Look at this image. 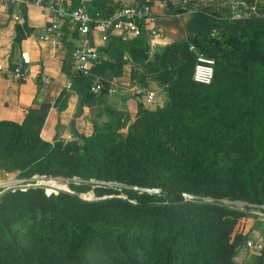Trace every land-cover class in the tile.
<instances>
[{"label": "trees", "instance_id": "1", "mask_svg": "<svg viewBox=\"0 0 264 264\" xmlns=\"http://www.w3.org/2000/svg\"><path fill=\"white\" fill-rule=\"evenodd\" d=\"M148 2L154 9L158 4ZM185 7L169 4L156 14L177 15ZM260 10L264 11V4ZM198 16L190 13L189 35L183 42L167 46L158 60L165 66L174 49L186 50L185 62L177 64L167 89L170 103L156 109L139 103L124 134L119 119L112 117L107 126H95L89 134L76 133L67 144L56 137L44 139L41 129L48 104L29 108L21 122L0 120V158L6 152L18 153L15 166L23 176L115 180L162 191L136 190L133 197L137 202L131 203L116 197L84 200L77 194L87 190L84 186H72L76 193L49 195L39 187L8 188L0 194V264H240L235 256L247 236L244 221L250 214L217 200H234L243 193L248 194V204L264 200V184L260 187L257 177L264 175V50L255 33L242 30L212 35L195 29ZM19 32L17 29L16 40ZM148 45L145 37L122 41L112 36L98 48L106 59L92 69V75L63 69L71 89L93 95L89 90L93 73L119 74L124 53L145 59ZM226 48L244 54L235 86L231 92L223 91L224 81L214 74L209 86L216 88L217 100L196 99L194 84L204 86L192 79L196 51L209 56ZM149 65L154 70L159 67ZM67 96V91L58 96L54 103L57 112L65 107ZM218 98L225 100L223 107ZM212 107L228 108L225 124L230 128L229 137L205 135L202 127L188 128V121L182 118L189 115V109L191 117L197 114L200 120ZM185 158L194 164H187ZM199 165L200 171L194 169ZM105 166L111 171L108 176ZM186 177L198 184L188 189L195 200H184L179 192ZM206 196L213 202L202 199ZM113 201L120 203L122 212L148 221L149 233L133 230L115 216L109 210Z\"/></svg>", "mask_w": 264, "mask_h": 264}, {"label": "crops", "instance_id": "2", "mask_svg": "<svg viewBox=\"0 0 264 264\" xmlns=\"http://www.w3.org/2000/svg\"><path fill=\"white\" fill-rule=\"evenodd\" d=\"M53 1L67 8H75L79 4V0H43V3L46 5ZM119 3L141 2L91 0L87 7L94 15L111 11ZM9 13H21L23 21L14 22ZM51 17L52 13L45 7L35 5L34 0H12L0 7V60L5 66L0 70V120L21 122L29 108L39 109L48 104L41 129L44 139L56 137L66 141L76 133L89 134L95 126H107L112 117L119 119L125 132L136 117L138 104L146 105L145 94H141L140 89L133 84L127 65L123 63L119 74L111 77L108 73H93L96 79L104 80L108 86H115L118 89L116 94L104 92L85 96L71 88L67 89L66 83L71 80L63 69L74 73L70 57L73 40L67 24L63 25L64 34L57 35L53 40H41L37 34L38 29L48 24ZM189 19L188 10L177 15H157L155 23L164 35L157 46L172 40H184L189 35ZM17 29L20 30L19 40L15 39ZM22 52L28 54L30 63L27 76L18 81L12 77L11 69L21 61ZM126 57L124 53L123 58ZM63 91L68 92L65 107L57 112L54 103Z\"/></svg>", "mask_w": 264, "mask_h": 264}, {"label": "rangeland", "instance_id": "3", "mask_svg": "<svg viewBox=\"0 0 264 264\" xmlns=\"http://www.w3.org/2000/svg\"><path fill=\"white\" fill-rule=\"evenodd\" d=\"M153 1L165 2L163 8L166 7V5L169 6V4H171L172 8L186 6L183 8L185 11L188 10L189 13L196 12L199 14V16L193 22V27L195 29L200 28V30L204 29L210 32L212 35H225L235 31L239 34L242 30L248 32V34L255 33L262 50L260 48L259 49L261 51L264 50V17H261L260 15H248L247 17L235 18L233 17L234 14L230 8V0H190L186 4H183L182 0ZM140 2H146V0H140ZM244 3L245 6L256 4L257 9H259L261 12L260 9L263 7L264 0H244ZM121 4L123 3H119L114 7H117ZM184 40H172L170 43L157 46L156 48H153L149 44V48L146 51L147 58L145 59L125 52L127 57L124 59V63L127 65V69L129 70L131 79L133 80V84L140 89L141 94L147 95L149 92H153L154 94V102L149 105H145L149 109L163 108L170 103L167 89L175 78L177 64L185 62L186 50L185 48H180L177 50L174 49L173 52L170 53L169 60L165 66L160 65L158 60L167 46H170L173 42H183ZM196 54L198 56L201 53L196 51ZM203 56L213 61L214 74H217L224 81L223 85H221V89L225 92H231L241 71V66L244 60L243 51L226 48L223 52H215L209 56ZM149 63H156L159 67L154 70L152 69L151 65H149ZM170 77L172 78L171 81H167L170 79ZM91 78L90 85L97 81L94 76ZM209 85L210 84H204V86H201L194 84V87L192 88L193 96L196 99L206 100L209 97L210 101L217 100L216 88L210 87ZM190 89L191 88L189 87L187 90ZM218 99L221 100L220 104L221 107H223L225 100L221 98ZM222 109L224 108L218 109L216 107H212L211 110L201 115L200 120H198L197 114L195 117H191L190 110L188 109L189 115H185L188 117L183 115L182 118L188 121V128H190L191 125L193 129L202 127L204 130V132H202L203 134L222 139L231 135L230 128H228L225 124L227 122V117L229 116V110L228 108L225 110ZM189 120H192V122H189ZM120 131L122 134H124L123 129ZM72 139L66 140L65 144L69 143ZM17 158H19V155L15 152H6L1 156L0 183L16 181L17 183L14 184V188H20L17 185H20L21 187H39L42 188L46 195L52 193L56 194L59 191L76 193L72 186H84L87 187V190L85 192L77 193L79 197L84 200L91 201L116 197L127 200L131 203L137 202V199L133 197L136 191L135 187H142L115 180H98L93 178L84 179L76 176L65 177L62 175H33L26 177L23 176L22 171L17 169L15 166ZM184 160L189 165L194 164V161L191 158H185ZM194 169L200 171L201 167L199 165L194 167ZM104 172L106 176L110 174L111 171L108 170V166L104 167ZM257 177L261 187L264 184V175H258ZM195 182L196 180L192 177H186L180 186V194L183 192L192 194L188 192V189L197 188L198 184ZM1 189H3L0 190L2 193L4 190L6 191L7 187L5 188V186H3ZM106 190H111V192H107ZM202 199L208 202H213V199L208 196L203 197ZM217 202L230 208L246 210L245 206L249 201L248 194L243 193L237 199L230 200L229 198L224 197L218 199ZM260 204H264V200L263 203ZM109 210L113 212L119 219L131 226L133 230L144 232L145 234L149 233L150 223L141 217L134 218L130 214L122 212L119 202L113 201L109 205ZM247 228L249 230L255 229L254 232H252L253 235L257 233L255 231H258V233H263L264 221L249 217L244 221L245 232H247ZM235 261L240 264H254L255 262V254L246 247L244 241L241 242L237 248Z\"/></svg>", "mask_w": 264, "mask_h": 264}, {"label": "built area", "instance_id": "4", "mask_svg": "<svg viewBox=\"0 0 264 264\" xmlns=\"http://www.w3.org/2000/svg\"><path fill=\"white\" fill-rule=\"evenodd\" d=\"M12 0H0V7L7 5ZM91 0H79V4L75 8H67L53 1L44 4L43 0H34V4L45 7L52 13L51 20L48 24L38 29L37 34L41 40H53L57 35L64 34L63 25L67 24L70 35L72 36L71 60L75 73L82 75H92V69L101 65L104 56L98 48L109 42L112 36L119 37L122 41L145 37L152 47L157 46L159 40L164 35L155 23V18L164 6L165 2H158L156 8L148 2L121 4L111 11L92 15L87 7ZM190 0H182L183 4ZM230 8L233 17H247L248 15H260L264 17V11L260 12L256 4L245 6L244 0H230ZM9 17L16 23L23 21L21 13H9ZM151 41V42H150ZM193 48V47H191ZM30 58L26 52L21 53V61L16 63L11 69V75L15 80H22L28 74V64ZM5 68L0 60V70ZM214 77L213 61L199 54L193 69L192 79L200 84H210ZM48 81V78L44 79ZM71 81L66 83V88L70 89ZM91 93L99 94L103 90L107 94H116L118 89L115 86H105L104 81L97 79L90 85ZM146 105L154 102L153 92L145 95ZM16 181L1 182L2 188H14ZM23 185V184H21ZM24 190L26 187H21ZM28 187V186H27ZM138 192H148L159 194L160 189L155 187H135ZM184 200H195L194 195L183 192ZM249 209L245 211L250 217L264 221V204H247ZM255 229L249 230L244 244L249 250L255 254V263L264 264V232L253 235ZM264 231V229H263Z\"/></svg>", "mask_w": 264, "mask_h": 264}]
</instances>
